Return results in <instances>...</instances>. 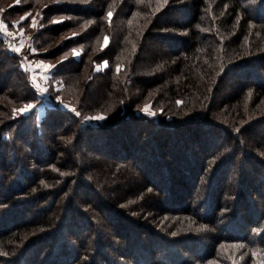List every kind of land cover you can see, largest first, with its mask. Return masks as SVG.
Segmentation results:
<instances>
[{"label": "trees", "instance_id": "16d2710c", "mask_svg": "<svg viewBox=\"0 0 264 264\" xmlns=\"http://www.w3.org/2000/svg\"><path fill=\"white\" fill-rule=\"evenodd\" d=\"M63 1L9 8L45 14L71 110L18 112L39 100L0 30V264H264V0Z\"/></svg>", "mask_w": 264, "mask_h": 264}, {"label": "rangeland", "instance_id": "374dc122", "mask_svg": "<svg viewBox=\"0 0 264 264\" xmlns=\"http://www.w3.org/2000/svg\"><path fill=\"white\" fill-rule=\"evenodd\" d=\"M10 1L11 2L8 3V2H6V0H0V24L5 26L7 31L5 32L4 28H0V30L2 31L3 38L4 39L6 38V41H8L9 51L12 52L13 54L17 55L16 57H14L12 59L14 60V62H17L18 65H20V69L27 76V80L30 83L31 87L33 88V91L35 92V96L39 100L38 105H34V103L32 102L31 104H29V105H31V108H29L27 111H23V112L19 111L20 109H24L26 107V106H23V107L18 108V112L20 114H26L28 111L35 109L37 116L41 117L42 115H44L47 108L52 107V103L58 104V106L63 108L64 110H66V109L71 110L72 107L68 103V101L65 102L61 98V94H60L61 93V90H60L61 86L58 84L59 79L53 78V74H54L53 69L59 61L63 60V58H62L63 56H57L54 59L44 57L43 55H45V53L40 54L42 52L40 50H37L36 48H34L35 46L38 45V40H36L35 38L31 39V37L34 34L35 28L36 29H38V28L42 29L43 27H46L49 25V24H41V20L46 18L45 14L41 13L40 18H38V16L35 15V12L33 10H26L25 12H23L19 15L12 16L11 13L14 11L12 9H10L9 7H11V6L14 7L15 5L19 4L20 2H24V0H10ZM53 1L58 2V3L64 2L63 0H53ZM25 6H28V5H25ZM33 19L36 20L35 27L32 26ZM58 19H60V18L59 17L53 18L50 23H56V21H58ZM65 19L68 20V18H65ZM60 21H61V19H60ZM7 33H11V35H9ZM64 33H65V35H68V32H64ZM73 34H74V32H73ZM66 38H68V37H66ZM32 45L33 46L35 45V46L33 47ZM16 48H19L21 50L19 52H17L14 50ZM70 53H71L72 57H74V58L78 56V55L74 54V53H78L77 49H73ZM51 92L52 93L58 92V94H56L54 96V98H52ZM143 110L145 111L144 113L147 115L152 114L148 105L144 106ZM97 116L98 115L93 116V117H97ZM90 118L91 117L87 118V120L89 121ZM100 120L101 119H90V121H92V122H98V121L100 122ZM257 129H260V128H257ZM144 172H145L146 176L151 177V181L154 184H158L159 182H161V184L164 183L162 181V177L160 176L159 173H157L156 170L152 171L150 169H148V170L146 169ZM164 172L166 173V171H164ZM168 174H170V172L169 173L167 172V176L169 177L170 175H168ZM176 190H177V188L173 189L172 192H174ZM1 193L4 194L5 191L3 190V191H1ZM1 195H0V198H1ZM71 201H73V200H71ZM75 201L76 200H74L73 202H75ZM23 205H24V207L28 206V204L25 203V204H22V206L18 207L17 209H14V210L12 209V207H14V206H12V204H8L6 206H1V207L3 208L4 212L7 211V213H9L11 216L12 215L15 216V215L19 214V211L23 208ZM165 206H166V208L171 207V205H169V203H166ZM180 209H177V210H180ZM239 212H240V210H239ZM71 216H73V214H68V218H71ZM167 217L169 218V216H167ZM27 219H28V217H27ZM18 223H20V221H17L16 223L11 224V223H9L8 219L7 220H0V230L9 229L12 226L19 225ZM81 223H82V221L78 220L75 226H71V225L67 224V227H64L62 230L64 232L69 228L76 230L78 227L81 228L83 225L84 226L81 229L88 227V225L83 224V223L81 226L80 225ZM81 229H80V232L83 231ZM162 230H163L162 232L165 231L171 235H175V233H172V231H166L165 229H162ZM0 232H2V231H0ZM164 235H165V233H164ZM48 236L49 237L50 236L56 237V235H50V234ZM97 236L100 239L99 241H102V240H105V237L108 235H106L105 231L99 230ZM109 239H110V242H109L110 244H113V246H118V243L114 237H111ZM107 243L104 244V242L103 243L98 242L95 246H97V250L99 249L101 251V253H103V252L108 253L109 250H107L108 249V246H106ZM107 257L109 259L112 258L110 253L107 254ZM54 259H55V261L52 262V264H58L59 262H61V257L59 256V253L56 254V257ZM96 261L98 262L97 264L102 263L99 260V258H97Z\"/></svg>", "mask_w": 264, "mask_h": 264}, {"label": "snow or ice", "instance_id": "6c2138e0", "mask_svg": "<svg viewBox=\"0 0 264 264\" xmlns=\"http://www.w3.org/2000/svg\"><path fill=\"white\" fill-rule=\"evenodd\" d=\"M111 13H109V17H111ZM56 22H62V21H56ZM35 25H36V20L35 19H33V22H32V26L33 27H35ZM0 28H4V30H5V32L7 31L6 30V27L5 26H3L2 24H0ZM7 34H9V35H11V33H7ZM107 45V38H105V46ZM15 51H17V52H19L21 49H19V48H16V49H14ZM74 54H76V55H78L79 53H74ZM120 71V68L119 67H117V72H119ZM29 108H31V105H28V106H26L24 109H20L19 111H21V112H23V111H27ZM147 110V109H146ZM15 111V110H14ZM151 114V113H150ZM90 119H104V117L103 116H97V117H91Z\"/></svg>", "mask_w": 264, "mask_h": 264}]
</instances>
